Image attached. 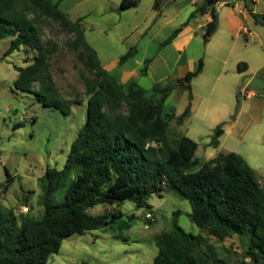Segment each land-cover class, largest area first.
<instances>
[{
	"label": "trees",
	"instance_id": "1",
	"mask_svg": "<svg viewBox=\"0 0 264 264\" xmlns=\"http://www.w3.org/2000/svg\"><path fill=\"white\" fill-rule=\"evenodd\" d=\"M220 1L204 0L189 16L191 20L210 12L205 41L217 29L212 8ZM137 6V0H121L119 11ZM250 14L264 26V15ZM46 20L73 34L68 46L79 51V61L92 74L83 77L88 97L86 121L70 146L63 169L48 168L42 176L40 219L18 223L14 211L0 204V264H45L58 254L64 240L110 228L124 217L119 212L92 216L89 209L131 202L137 209L152 210L149 199L167 193L188 201L190 220L204 235L188 233L175 222L170 232L154 236L157 254L152 264H228L208 239L223 242L234 237L244 245L245 258L253 264H264V184L236 153H220L209 161H200L195 157L197 143L186 136L173 138L168 127L172 119L181 125L189 117L192 95L185 83L202 72V60L185 77L155 85L152 92L156 97L151 100L136 82L124 86L103 68L85 39L83 18L70 21L53 0H0V40L10 39L5 57L21 48L35 54L27 67L15 66L18 76L14 89L32 94L43 107L58 110L63 116H69L71 106L80 101L63 99L55 88L48 61L57 48L50 41H42ZM183 26L162 46L170 43ZM134 53L129 49L120 57V65ZM148 65L145 61L140 76H146ZM241 66L246 68L241 63L238 70ZM174 90L188 92V104L177 117L165 113L166 101ZM222 133L219 125L208 146L217 148ZM5 171L6 183L10 184L13 180ZM61 190L62 199L53 202ZM120 227L128 230L130 224L124 222Z\"/></svg>",
	"mask_w": 264,
	"mask_h": 264
},
{
	"label": "rangeland",
	"instance_id": "2",
	"mask_svg": "<svg viewBox=\"0 0 264 264\" xmlns=\"http://www.w3.org/2000/svg\"><path fill=\"white\" fill-rule=\"evenodd\" d=\"M53 1L59 4L70 21L83 18L81 29L87 43L97 52L101 64L109 69H117L119 58L142 42L138 34L147 32V35L160 41L186 19V15L175 12L176 8L168 4L170 0H138L137 8L126 11H118L119 0ZM165 11L168 14L164 17L161 14ZM171 11L174 13L171 14ZM150 24L152 27L146 31ZM134 26L139 27L136 34ZM42 27V41H50L57 48L48 61L55 88L63 99L78 100L80 103L71 106L69 116H63L58 110L43 107L32 94L16 91L13 87L18 76L15 66L27 67L35 54L21 48L5 57L10 39L0 40V204L14 211L18 223L24 219L41 218L42 176L48 168L63 169L70 146L86 121L88 97L83 77H92L79 61V51L68 46L74 39L73 34L63 31L52 20H46ZM152 82L149 77H141L137 83L146 90L147 98L154 100ZM33 87L39 89L37 84ZM184 100L182 93L173 92L166 101L165 113L181 112ZM168 127L173 138L182 136L183 131L175 119L169 121ZM192 131L190 136L198 144L196 157L203 161L206 157L204 148L210 143L214 131L196 126ZM5 170L13 180L10 184L6 183ZM257 171L261 176L259 182L264 184V167ZM63 193L64 190L59 191L52 201H60ZM24 199L27 202H23ZM148 203L152 210L137 209L131 202L89 209L88 213L92 216L119 212L124 217L110 228L64 240L58 254L52 255L45 264H152L157 254L154 236L170 232L175 222L188 233L204 235L190 220L188 201L176 194L153 195ZM148 212L152 214L153 222L146 220ZM124 222L130 224L128 230L121 229ZM208 243L228 264H253L244 257L245 247L237 237L223 242L209 238Z\"/></svg>",
	"mask_w": 264,
	"mask_h": 264
},
{
	"label": "crops",
	"instance_id": "3",
	"mask_svg": "<svg viewBox=\"0 0 264 264\" xmlns=\"http://www.w3.org/2000/svg\"><path fill=\"white\" fill-rule=\"evenodd\" d=\"M203 1L170 0L168 4L176 8L175 12L186 15L178 28H173L160 41L147 32L138 34L142 42L133 48L135 53L129 60L123 65L118 60L117 69L101 65L124 86L132 81L137 83L141 77H149L154 87L194 72L202 60V72L185 84L190 87L192 95L190 115L177 126L182 129V136L194 140L190 133L195 126L214 131L222 125L218 147H205L206 157L202 162L220 153L233 152L246 161L259 180L261 176L257 170L264 167V26L252 18L250 11L264 15V0L260 6L261 0H222L216 3L212 9L217 15L218 26L206 41L204 33L205 26L211 21L210 12L188 20ZM166 14L167 11L161 15L165 17ZM186 22L187 25L183 26ZM182 26L172 41L162 46ZM138 29L134 26L133 32L136 34ZM145 61H149L147 74L140 76ZM241 63L246 68L241 66L238 70ZM175 91L185 96L183 110L174 111L177 117L188 104V92Z\"/></svg>",
	"mask_w": 264,
	"mask_h": 264
},
{
	"label": "built area",
	"instance_id": "4",
	"mask_svg": "<svg viewBox=\"0 0 264 264\" xmlns=\"http://www.w3.org/2000/svg\"><path fill=\"white\" fill-rule=\"evenodd\" d=\"M145 218L148 222H153L154 221V218L152 216V214L150 212H148L146 215H145Z\"/></svg>",
	"mask_w": 264,
	"mask_h": 264
},
{
	"label": "water",
	"instance_id": "5",
	"mask_svg": "<svg viewBox=\"0 0 264 264\" xmlns=\"http://www.w3.org/2000/svg\"><path fill=\"white\" fill-rule=\"evenodd\" d=\"M138 1V0H137Z\"/></svg>",
	"mask_w": 264,
	"mask_h": 264
}]
</instances>
